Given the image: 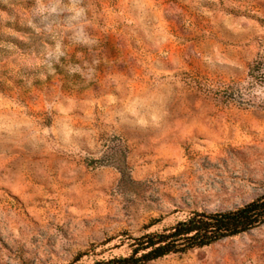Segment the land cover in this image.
<instances>
[{
	"label": "rangeland",
	"instance_id": "rangeland-1",
	"mask_svg": "<svg viewBox=\"0 0 264 264\" xmlns=\"http://www.w3.org/2000/svg\"><path fill=\"white\" fill-rule=\"evenodd\" d=\"M263 193L264 0H0V264ZM148 264H264V224Z\"/></svg>",
	"mask_w": 264,
	"mask_h": 264
},
{
	"label": "trees",
	"instance_id": "trees-1",
	"mask_svg": "<svg viewBox=\"0 0 264 264\" xmlns=\"http://www.w3.org/2000/svg\"><path fill=\"white\" fill-rule=\"evenodd\" d=\"M100 162V160H91ZM264 224V193L256 199L229 210L193 211L183 220L160 231H146L139 236L122 235L118 248L126 254L94 260L92 264H148L173 254H185L195 248L210 246L222 239L248 232ZM147 226L146 228H149ZM90 252L80 253L79 261Z\"/></svg>",
	"mask_w": 264,
	"mask_h": 264
}]
</instances>
